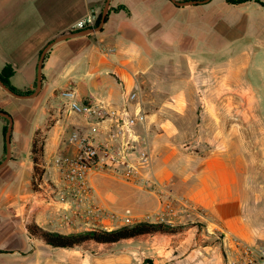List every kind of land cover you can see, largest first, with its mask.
<instances>
[{"label": "crops", "instance_id": "crops-1", "mask_svg": "<svg viewBox=\"0 0 264 264\" xmlns=\"http://www.w3.org/2000/svg\"><path fill=\"white\" fill-rule=\"evenodd\" d=\"M106 3L20 0L5 13L0 7V73L9 65L12 87L31 92L16 96L0 86V111L10 117L0 116V255H8L3 264L143 259L131 249L153 264H232L237 252L228 235L264 243V178L237 134L244 99L257 98L243 77L264 62V0H109L107 8ZM105 10L98 30L54 42L83 31L76 29L80 21L91 14L102 18ZM7 24L10 28H2ZM70 85L78 102L117 110L127 105L132 111L135 103L128 97L139 88L144 121L135 128L138 139L130 154L136 170L122 175L99 163L88 170L82 189L74 186L68 193L66 204L49 203L47 196L65 184L60 161L74 158L83 140L120 148L128 140L118 119L96 124L69 111L60 91ZM74 131L78 140L72 143ZM38 132L44 137L42 173L34 178L31 149ZM144 149L150 157L139 162ZM170 197H183L195 208L163 217L183 226L181 233L106 246L123 251L101 260L81 246L52 247L28 231L36 224L60 234L82 232L65 217L81 221L77 212L95 208L106 222L116 216L133 220L118 227L153 222ZM125 243L133 247H122Z\"/></svg>", "mask_w": 264, "mask_h": 264}, {"label": "built area", "instance_id": "built-area-1", "mask_svg": "<svg viewBox=\"0 0 264 264\" xmlns=\"http://www.w3.org/2000/svg\"><path fill=\"white\" fill-rule=\"evenodd\" d=\"M96 22L94 16L91 14L85 20L80 21L77 24L78 29L87 28V26H93ZM104 53L109 54L113 52V49L104 48ZM60 96L68 99L67 107L72 113L82 115L85 118H93L96 124H100L105 120L118 119L122 123L123 133L128 137L125 146L120 148L115 144H104L94 146L87 140H83L78 154L74 158H64L60 162L65 165V184L61 191L57 193H51L47 196V202H60L62 204L67 203L68 193H74V186L77 188H83L87 183V172L92 166H96L99 163L102 166L109 167L113 171H118L122 175L132 174L136 170L134 162L131 160L130 154L135 151L132 143L137 141L135 128L139 122L144 121L142 99L140 98L139 88L132 91L128 97L130 102L135 103V108L132 111L127 105L120 110L114 109L104 103H95L88 101L87 103L78 102L76 100V92L72 85L68 86L64 90L60 91ZM70 142L78 140V135L74 131L70 138ZM124 148H127L125 150ZM149 151L147 149L142 150L137 156L139 162H145L149 159ZM138 162V161H136ZM74 168L76 170H74ZM175 209L180 211H195V208L183 197H170L166 200L162 213H158L157 220L153 222H167L163 220L166 214L173 215ZM86 215L92 216L95 219L101 218L102 212L98 208L91 211L84 212ZM151 222V221H149ZM174 225V224H173ZM226 236V233H223ZM231 242L234 243L237 257L232 264H264V245L263 244H251L240 240L236 236H230Z\"/></svg>", "mask_w": 264, "mask_h": 264}, {"label": "rangeland", "instance_id": "rangeland-1", "mask_svg": "<svg viewBox=\"0 0 264 264\" xmlns=\"http://www.w3.org/2000/svg\"><path fill=\"white\" fill-rule=\"evenodd\" d=\"M20 0H0V7L3 8L2 13H5L11 8V6L15 5ZM11 25V23H9ZM10 25L7 24V26H4L2 28H10ZM95 25V24H94ZM93 26H87V28H84L82 30H87L91 28H95ZM79 30V29H78ZM244 79V85L248 86L249 88L254 89L255 92L254 95L257 96L256 99L251 100H245L243 101V115L240 118H237V123L239 124V127L241 128V131L238 132L239 136L241 137L243 143H244V151L246 153H250L249 155L252 156L253 161L258 162L259 172L258 176L260 180L264 178V62L262 63V66L260 68H257L256 66H251L247 71L246 74L243 77ZM257 92V93H256ZM3 121L2 118H0V123ZM77 216L80 217L81 221H76L78 219H73L71 216H66V222L67 225H73L77 222L79 223V226L77 228L82 229L83 231H88L92 229H104V230H112L115 229V227H118V225H121L125 223L126 218H122L120 216H116L114 218H109V222L104 221L105 218L103 216L101 218L95 219L92 216L86 215L83 213V215H80V213L77 212ZM71 217V218H70ZM133 222V220L128 221ZM186 227L192 226L191 223L186 224ZM198 225V234H202V229L200 224H194ZM263 244L264 243H260ZM133 247L132 243H125L122 244V247ZM82 250L88 251L90 254H92L94 257L101 259H104L106 257H109L112 253H119L122 250L121 246H115L113 248H107L103 245H96L94 243L86 244L82 247ZM128 249H126L127 251ZM132 252H135V257H142V260H134L133 264H153V262L149 258H144V256L139 249H131ZM2 255H0L1 257ZM8 256V255H7ZM7 256L3 255L1 257L0 264H3L4 260H7ZM6 258V259H5Z\"/></svg>", "mask_w": 264, "mask_h": 264}, {"label": "trees", "instance_id": "trees-1", "mask_svg": "<svg viewBox=\"0 0 264 264\" xmlns=\"http://www.w3.org/2000/svg\"><path fill=\"white\" fill-rule=\"evenodd\" d=\"M231 2H241L245 0H229ZM101 20V14L98 16L94 27H97ZM13 75L12 68L7 65L2 73H0L1 82L16 94H30V91L23 92L16 90L9 82V78ZM44 137L40 133H36L32 143V160L34 163V178L40 177L42 170L40 169L41 160L43 158ZM183 226L173 225L166 222H149L138 221L132 224L122 225L112 230L92 229L73 234H60L57 232L45 231L36 224L28 227L29 233L41 239L46 244L58 248H74L83 247L86 244L94 243L96 245L112 246L114 244L146 238L155 235L172 236L181 233Z\"/></svg>", "mask_w": 264, "mask_h": 264}, {"label": "water", "instance_id": "water-1", "mask_svg": "<svg viewBox=\"0 0 264 264\" xmlns=\"http://www.w3.org/2000/svg\"><path fill=\"white\" fill-rule=\"evenodd\" d=\"M207 1V0H206ZM196 1H190L188 3H195ZM178 4H186V3H181V2H178ZM109 5V0H107V3H106V8L108 7ZM105 17H106V10L105 12L103 13V16L101 18V21L99 23V25L95 28H91V29H87V30H83V31H78V32H72L70 34H67V35H63L59 38H57L54 42H57V41H60V40H64V39H67V38H70V37H74V36H78V35H81V34H84V33H87V32H91V31H96L98 30L105 22ZM51 46V44H49L43 51L42 53V56H41V59L39 61V74H41V70H42V62H43V57L46 53V51L49 49V47ZM41 76L39 75V78H38V81H37V84H38V87L40 88L41 87ZM0 86H2L5 90H7L9 93H11L12 95H16V96H21V95H18L16 93H14L12 90H10L9 88H7L0 80ZM0 116H4V117H7L8 119H10V117H8L4 112H1L0 111ZM10 130H11V127L8 128V132H7V136H6V139H7V151H8V154H9V151H10ZM8 156V155H7Z\"/></svg>", "mask_w": 264, "mask_h": 264}]
</instances>
